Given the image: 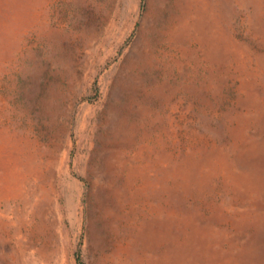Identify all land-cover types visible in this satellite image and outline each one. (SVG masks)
Returning a JSON list of instances; mask_svg holds the SVG:
<instances>
[{
	"label": "rangeland",
	"instance_id": "374dc122",
	"mask_svg": "<svg viewBox=\"0 0 264 264\" xmlns=\"http://www.w3.org/2000/svg\"><path fill=\"white\" fill-rule=\"evenodd\" d=\"M0 264H264V0H0Z\"/></svg>",
	"mask_w": 264,
	"mask_h": 264
}]
</instances>
